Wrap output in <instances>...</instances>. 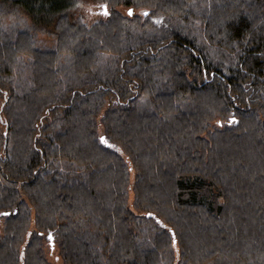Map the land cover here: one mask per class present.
Masks as SVG:
<instances>
[{"label":"trees","instance_id":"obj_1","mask_svg":"<svg viewBox=\"0 0 264 264\" xmlns=\"http://www.w3.org/2000/svg\"><path fill=\"white\" fill-rule=\"evenodd\" d=\"M96 1L0 0V264H264V0Z\"/></svg>","mask_w":264,"mask_h":264},{"label":"rangeland","instance_id":"obj_2","mask_svg":"<svg viewBox=\"0 0 264 264\" xmlns=\"http://www.w3.org/2000/svg\"><path fill=\"white\" fill-rule=\"evenodd\" d=\"M69 1H70V4L64 10L63 14L66 15L70 20H74L76 17L77 18L79 17L83 21L87 23H91V22L98 20L99 18H104L107 16L103 14L104 9L101 7V5H103V2L101 1H96V0H69ZM114 8L122 13H127L129 7L123 6V5H117ZM109 10H110V7L107 6V11L109 12ZM135 11L138 12L140 11V9H136ZM23 17L25 16L23 15L22 18ZM36 33H37L36 35L37 39L39 40L40 44L48 45L53 42L52 36L49 35L48 33L41 32V31L36 32ZM219 120H220L219 117H215L214 119H212L211 127L221 126L222 123L219 124L220 122ZM60 163H62L61 164L62 168L65 166V164L67 165L66 160H61ZM133 199H134L133 191L130 188V191L128 193V205L132 209H134ZM2 232H3V221L0 219V234H2ZM44 250H45V255H46L48 264H66L60 254V248L57 246L56 243L51 245L50 240L46 239L45 244H44Z\"/></svg>","mask_w":264,"mask_h":264},{"label":"snow or ice","instance_id":"obj_3","mask_svg":"<svg viewBox=\"0 0 264 264\" xmlns=\"http://www.w3.org/2000/svg\"><path fill=\"white\" fill-rule=\"evenodd\" d=\"M101 7L104 9V13L103 14L104 15H108L107 5H101ZM132 14H133V10L132 9H129L128 10V15H132ZM143 15L147 16L148 15V12H144ZM234 122H235L234 118L229 120V123H234ZM101 142L102 143H107V141L105 140L104 137H101ZM3 215L7 216L8 213H3ZM149 215H151V213H149Z\"/></svg>","mask_w":264,"mask_h":264},{"label":"water","instance_id":"obj_4","mask_svg":"<svg viewBox=\"0 0 264 264\" xmlns=\"http://www.w3.org/2000/svg\"><path fill=\"white\" fill-rule=\"evenodd\" d=\"M6 213H7V212H6ZM48 238H49V240H50V244L53 245V240H52V236H51L50 233L48 234Z\"/></svg>","mask_w":264,"mask_h":264}]
</instances>
